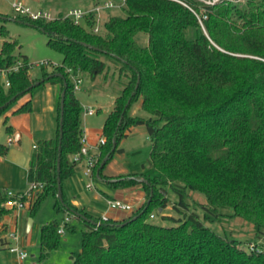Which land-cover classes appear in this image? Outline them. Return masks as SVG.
I'll return each mask as SVG.
<instances>
[{"label":"trees","instance_id":"trees-1","mask_svg":"<svg viewBox=\"0 0 264 264\" xmlns=\"http://www.w3.org/2000/svg\"><path fill=\"white\" fill-rule=\"evenodd\" d=\"M199 4L197 0H127L126 15L111 16L104 23L106 35L62 17L16 18L46 33L47 43L64 57L52 72L42 67L37 80L23 58V65L9 74L10 86L0 81V115L36 87L60 84L57 135L39 141L30 159L29 183L45 184L30 210L34 216L44 200L54 196L58 211L73 213L87 225L82 251L74 255L73 264H264V248L254 245L248 250L240 240L217 233L196 210H189L187 201L194 191L205 196L208 205L202 206L209 213L230 206L231 216H243L255 225L258 236L264 235V0L201 3L208 34L200 29ZM93 22L87 19L86 25ZM190 27L199 30L194 39L186 36ZM1 32L7 35L4 27ZM141 32L148 37L145 45L136 38ZM16 47V41L3 42L0 69L19 61L14 56ZM102 55L121 65L120 74L126 80L103 124L107 140L100 146L94 179L114 187L142 184L151 198L124 220H101L74 206L63 190V183L75 173L72 155L80 151L83 134V107L71 73L86 71L93 78L102 74L107 66ZM37 81L40 84L31 87ZM138 101L147 117L130 114ZM31 110L28 101L16 113ZM4 122L8 124V117ZM137 125H145L151 138L149 169L154 173L144 180L140 178L144 173L104 176L103 168L119 150L126 131ZM11 131L8 125L7 132ZM7 151V146L0 145L1 154ZM168 187L177 193L175 207L183 215L166 216L164 220L172 225L148 221L154 209L167 207ZM7 199V192L0 188V232L8 230L3 224L9 212ZM59 227L58 221L42 227L38 264H45L50 251L59 246ZM66 227L75 229L69 223Z\"/></svg>","mask_w":264,"mask_h":264},{"label":"rangeland","instance_id":"rangeland-1","mask_svg":"<svg viewBox=\"0 0 264 264\" xmlns=\"http://www.w3.org/2000/svg\"><path fill=\"white\" fill-rule=\"evenodd\" d=\"M101 1L102 0H40L33 3L32 6L33 9L36 7L38 9L51 10L53 16L57 17L59 11L66 14L72 8L90 9ZM197 1L200 2V10L197 14L200 29L203 30L205 34H208L204 24V20L206 19V9L203 6L204 4L214 5L218 2H222L224 4L227 2H237L243 0ZM201 3H203V5ZM125 6H116L103 11L100 21L94 19L93 24L100 25L101 32L106 35L107 32L104 30V23L109 21L111 16H125ZM0 15L3 16L0 18V50L5 40L16 41L17 47L14 50V56L17 57V60L19 61H23L22 59L26 57L29 63L32 64V67H30V74L33 79L37 80L38 78H41L43 71L42 67H46L47 71L52 72L57 66L56 64L62 62L64 58L63 54L58 49L47 43L48 35L46 33L36 27L16 20L17 16L21 17L22 15L15 12L12 7V3L9 0H0ZM82 25L91 31V25H86L84 21L82 22ZM1 27H4L7 30V35L1 32ZM198 31L197 27H190L186 31L187 38L194 39ZM136 38L140 44L145 45L148 43L147 34L143 32L139 33ZM100 58L107 64L105 71L102 74H99L96 79H94L91 74L86 71H78L77 76L82 78V82L80 84V89L76 91V95L80 99L83 107L81 115L82 127L84 128L85 126H88L93 128L96 132H99V130L103 128L105 116L113 109L116 97L120 94L123 88V82L126 80L124 75L120 74V64L115 63L104 55ZM45 60L49 61L50 65L42 67L34 65L35 63ZM0 81L5 84L7 77L4 74H0ZM46 86L47 84L36 87L30 92V95L37 98L38 95L45 90ZM139 103L140 101L134 104L130 114L132 116L147 117V113L138 109ZM15 104L16 102L2 115H0V134L2 137L7 136L8 124H5L4 122L5 116L7 112L15 106ZM87 105L95 107L96 113L94 115L85 114L84 107ZM37 136L38 137H36V139H31L30 135H25L20 143L15 140L14 136H12L11 141L7 142L9 149H11L9 150V152L11 151V159L16 165H0V188L4 191L17 194L20 192H26L29 189L30 183L29 177L26 176V171L32 154V146L34 143L46 139L40 138V135ZM102 137L104 136L102 135ZM151 150L152 146L150 145L138 154V157H140L138 162L146 166V171L142 172L144 174L140 176L143 180L154 173L152 169H149ZM98 153L99 155L101 154V149L98 150ZM129 161L132 160L130 159ZM79 162H84V165L82 168L79 167L76 169L75 177L79 180V183L81 181V184L79 188L75 187V189H73V193L81 198L82 193L80 189H85L90 180L84 174L85 169L87 168L86 159ZM95 182L97 186H100L99 179H96ZM137 185L142 186V184ZM63 188L64 194L68 199L69 189L65 183H63ZM189 194L190 197L187 198L189 210H196L207 226L219 234L240 240L242 242L241 244L248 250L254 245H257L259 248H264V235L258 236L255 225L247 221L243 216H231L233 211L232 207L221 206L214 209L213 213H209L202 206L208 205V201L204 195L194 191H190ZM145 195L146 198L142 204L134 205L136 209L135 212L148 202L149 199L146 191ZM168 197L170 200L165 210L161 208L154 209L148 217V221L162 225H172V222L164 220V218L168 216L167 214H172L175 217H181L183 215L182 212L176 210L175 205L178 204L179 197L170 187H168ZM27 210L30 211L31 215V210ZM99 210L101 211L100 207ZM183 211H185L184 208ZM206 213L209 214V217ZM22 214L23 213H20L16 225H13V227L10 226L11 228L16 226L18 241L12 240V243L8 242L10 239L8 234L13 231L12 229L10 230L8 228L7 232H0V264H38L40 260L39 256L41 254V229L44 225L53 221H58L60 223V227L69 223L70 226L72 228L75 227V229L70 230L68 227L65 228V232L60 235L59 246L51 250L48 258L43 262L45 264H73L74 255L81 252L83 248V232L88 230V227L84 222H82L79 218H76L73 213L58 211L56 208V198L54 196L47 197L36 214L34 216L31 215L34 217V225L31 231L28 218L24 217ZM132 215L133 214L124 217L121 220L130 218ZM109 219L117 220L112 217ZM101 220L104 219L101 218ZM2 235H5L4 238H1ZM11 244L18 245L20 248L24 249L28 253V257L21 262L17 254L11 252L8 248Z\"/></svg>","mask_w":264,"mask_h":264},{"label":"crops","instance_id":"crops-1","mask_svg":"<svg viewBox=\"0 0 264 264\" xmlns=\"http://www.w3.org/2000/svg\"><path fill=\"white\" fill-rule=\"evenodd\" d=\"M9 1L12 3L15 0H9ZM22 1H24L27 5L33 8L32 6L33 3L40 0H22ZM34 9H38V8L35 7ZM47 11L51 12V10H47ZM61 14L63 13L59 11L58 15ZM96 77L94 79H96ZM59 96H60V85L47 83L45 90L41 94H39L37 98L36 97L34 98L33 96L30 95V93H27L16 102L15 106L9 112H7L5 118L8 117V122H9L8 125L12 127V131L7 132V136L5 137H2V135L0 134V145H5L8 147V151L6 152V154L0 153V165L1 164H3V166L16 165L15 162L12 161L11 159V151L9 152V150L11 149H9V146L7 145V142L11 141L12 136H14L15 140L20 143L25 135H30L31 139L33 138L36 139V137H38L37 135H40V138H46V139L54 138L57 135ZM28 101H31L32 103V110L30 112L16 113V111ZM138 105H139L138 109H141V101ZM85 107H92L95 109V107L91 105H87ZM141 111L143 112L142 109ZM94 114H87V115H94ZM108 114L105 116V119L108 116ZM82 129L83 132H86L88 134L90 142L93 145L98 143V140L103 133V128L100 129L99 132L97 131L98 133L95 130H93V128H90L88 126H85L84 128L82 127ZM38 144L39 142L33 144L32 153L38 147ZM35 145H37L36 148ZM150 145L152 146V141L145 125H137L130 127L126 131V136L122 138L119 143L118 146L119 150L116 152L114 157L104 166L103 175L106 177H116L119 175L139 174L146 171L145 170L146 166L138 162L140 160L138 154L139 152H141L143 149L147 148ZM92 152H98V149L93 147ZM130 159L132 161H129ZM29 164H30V160H29ZM83 165L84 162L77 163L75 171L79 167L82 168ZM28 170H29V166L26 171L27 177H28ZM95 180L96 179L93 180V184H94L93 188L90 189L88 187H85V189L82 190L80 189L82 193L81 198L73 193V189H75V187L79 188L81 184V181L79 183V180L75 177V173L70 178H68L64 183L68 186L69 189L68 199L70 200V202L74 206L84 209L87 212L97 217H101L103 214L106 213L107 215H109L114 219L121 220L124 217L131 215L130 213L127 212L107 210L106 199L109 198L125 199L130 203H132L133 205H140L146 198L145 191L141 185L114 187L110 183H108V181L99 179L100 186H97ZM99 207L101 208V211L99 210ZM20 213H23L22 215L28 218V222L30 224V231H31L34 225V217L30 215V211L28 210H23ZM20 213L14 214L8 212L3 219V224H5L10 230L17 229L16 226L14 228H11L10 226L13 227V225H16ZM167 215L173 216L172 214H167ZM4 236L5 235H2L1 238H4ZM8 242L12 243V240L9 239Z\"/></svg>","mask_w":264,"mask_h":264},{"label":"built area","instance_id":"built-area-1","mask_svg":"<svg viewBox=\"0 0 264 264\" xmlns=\"http://www.w3.org/2000/svg\"><path fill=\"white\" fill-rule=\"evenodd\" d=\"M127 3V0H102L101 2L97 3L90 9H83V8H72L70 9L66 14L58 15L57 17H54L53 14L50 11L43 10V9H33L31 6L27 5L22 0H15L12 2V7L15 10L16 13L19 15L25 16L30 21H36L39 19H45V20H53L56 18H67L72 20L76 25H82V22H87V19H95L97 21H100L103 15V11L108 10L110 8L116 7V6H125ZM91 31L94 33H101V27L98 24H95L91 27ZM23 65L22 61H18L11 67L2 68L0 69V74H4L7 77V81L5 83L6 86H10V80H9V74L13 71H17L21 66ZM34 65L37 66H48L50 65L49 61H40L38 63H35ZM58 65V64H56ZM30 67H32V64L29 63V70ZM71 78L74 82V88L75 91L80 89V84L82 82V78L78 77L77 75L71 73ZM85 114H94L96 113V110L92 107H84ZM81 149L79 152L72 155L73 160L78 163L79 161H82L83 159H86L87 161V168L85 169V176L89 178L90 182L88 183V188H93V180H94V167L96 163L98 162L99 153L92 152V148L95 147L98 150L100 149V146L106 143L105 137H100L98 140V143L95 145L91 144L89 136L86 132H83L81 135ZM37 145H35V148ZM45 187L44 182H30V187L26 192H20L17 194H14L12 192H7L8 199L5 202V207L8 209L9 212L14 214H19L23 210L31 209L34 203V199L37 196L38 193L42 192ZM106 206L107 210L112 211H120V212H127L130 214L135 213V207L132 203L125 199H119V198H109L106 199ZM104 220H108L110 218L109 215L106 213L101 216ZM17 230L14 229L11 231L8 235L11 240L18 241V235ZM58 232L60 234H63L65 232V226H61L58 229ZM10 251L13 253H16L19 260L22 262L24 259L28 257V253L20 248L18 245H11L9 247Z\"/></svg>","mask_w":264,"mask_h":264},{"label":"water","instance_id":"water-1","mask_svg":"<svg viewBox=\"0 0 264 264\" xmlns=\"http://www.w3.org/2000/svg\"><path fill=\"white\" fill-rule=\"evenodd\" d=\"M56 74L63 77V74H61V73H56ZM39 84H40V81H37L31 87H34L35 85H39ZM65 85L67 86V83L66 82H65ZM137 87H138V84H137L136 88ZM65 95H66V91L64 90L63 93H62L61 105H60L61 111H60V126H59V132H60V134H59V152L61 151V142H62V137H63V122H64ZM60 161H61V158H60V154H59V156H58V171H60ZM101 165L104 166V162H102ZM97 175H99L98 172H97ZM58 196L60 197V199H62V183H61L60 176H58ZM150 200H151V198H149L148 201H150ZM83 217L86 218L84 215H83ZM88 220H91V219H88Z\"/></svg>","mask_w":264,"mask_h":264}]
</instances>
